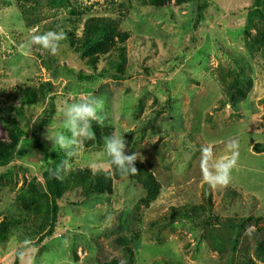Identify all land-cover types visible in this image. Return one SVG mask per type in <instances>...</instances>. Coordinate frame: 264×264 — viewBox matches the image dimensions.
Masks as SVG:
<instances>
[{"label":"rangeland","instance_id":"1","mask_svg":"<svg viewBox=\"0 0 264 264\" xmlns=\"http://www.w3.org/2000/svg\"><path fill=\"white\" fill-rule=\"evenodd\" d=\"M255 1L70 0L57 6L0 0V101L21 106L25 87L55 86L38 104L24 106L27 136L0 167V220L20 215L18 196L47 191L46 163L34 144L44 119L50 123L40 139L64 192L57 234L28 245L21 264H242L246 255L264 264V152L254 149L264 143V42H255L264 22L255 16L247 28ZM73 7L80 15L70 12ZM106 16L128 36L110 38L91 68L67 31L78 39L87 18ZM48 31L63 33L56 54L30 44ZM117 46L127 49L120 74ZM89 96L104 100L101 133L123 135L126 154L137 153L135 164L156 176L161 187L153 201H142L146 192L138 181L113 176L103 155L107 132L71 155L47 139L48 128L59 127L64 105ZM0 141H11L1 122ZM230 141L237 145L232 151ZM205 148L215 158L235 159L226 184L205 179ZM77 168L109 173L111 190L87 196L72 187ZM231 189L242 198L228 196ZM193 205L211 207L213 224L171 217L173 207ZM252 216L234 251L228 220ZM25 230L0 240V264H14L16 251L36 242H27Z\"/></svg>","mask_w":264,"mask_h":264},{"label":"trees","instance_id":"2","mask_svg":"<svg viewBox=\"0 0 264 264\" xmlns=\"http://www.w3.org/2000/svg\"><path fill=\"white\" fill-rule=\"evenodd\" d=\"M23 3L30 1L38 2V0H18ZM52 5H62L70 0H49ZM256 10H252L250 14V20L247 24V28L254 26L255 16L264 22V0H256L254 3ZM24 13L28 11L24 10ZM70 12L75 15L79 14V10L71 8ZM29 20V18L27 19ZM83 35L78 39L74 37V31H67L66 39L72 45H79L76 50L83 49V55L87 59V65L91 68H95L98 63L97 54L104 52L103 45L109 43V39L113 36H119L120 40L127 38V33L119 30L120 23L113 17H92L87 18L84 22ZM258 35L255 42L261 44L264 42V33L260 31L258 27ZM81 45V46H80ZM117 61L115 69L120 73H124L125 65L127 63V49L125 46H117ZM118 78V77H116ZM241 81L236 80L235 86H238ZM233 87V86H232ZM55 92V86L50 81L41 83L37 86H28L21 90V97L23 98L21 106L15 104H6L0 101V122L8 132L10 142L2 143L0 141V167L7 166L12 160L15 153L18 151L20 142L24 136H27V131L23 129L21 119L26 116L25 105L38 104L42 99ZM50 123V119L42 120L38 132H35L34 144L35 147L43 154L44 161L46 163V169L43 174V181L46 186V193L36 194L34 189L28 190L25 194L18 196L17 201L21 206L22 211L18 217L6 216L0 220V240H7L11 237L15 230L26 229L28 240L27 242L35 241L33 243H27L25 246L20 247L15 253L14 264H21L23 258L24 249L30 245L35 244L38 246L47 238L53 237L57 234L56 223L58 221L60 205L59 200L63 197V182L59 178L58 173L52 169L50 164V155L47 146L41 141L40 134L44 127ZM93 131L95 132V139L100 140L103 134L102 128H105L100 122L93 121ZM108 137V132L107 134ZM255 151L259 153L264 152V143L257 142L254 145ZM137 172L134 175H130L132 179L138 181L146 192V197L142 199L143 202L153 201L157 198L161 185L156 179V176L145 169V167L135 164ZM113 176L121 179L125 177L121 172L112 164ZM107 174V175H106ZM71 185L74 188H81L85 190L87 196L92 193H96L98 196L104 194L106 191L111 190L112 177L109 173L97 171L93 173L90 169L77 168L71 173ZM242 198V193L231 189V193L228 196ZM233 200V199H232ZM211 207L205 205H193L184 206L181 208H172L171 217L173 218H188L195 222H206L213 224L212 214L210 212ZM216 219L219 217L216 216ZM252 217H241L228 220V229H232L233 234V250L236 251L241 235L245 230L246 223L250 221ZM219 243V245H221ZM238 264V263H237ZM242 264H256L249 256H244Z\"/></svg>","mask_w":264,"mask_h":264},{"label":"clouds","instance_id":"3","mask_svg":"<svg viewBox=\"0 0 264 264\" xmlns=\"http://www.w3.org/2000/svg\"><path fill=\"white\" fill-rule=\"evenodd\" d=\"M63 39L62 32L48 31L42 35L31 37L30 44H37L44 49L56 54L60 42ZM104 108V100L99 97L89 96L87 99L70 102L64 105L61 113L59 127L46 133L48 140L53 142L54 149L58 146L61 150L74 154L84 141L95 139L92 128L93 121L99 122L100 113ZM237 147L235 141H230L227 148L232 151ZM126 142L123 135L113 134L104 140V152L111 164H113L122 175L130 176L137 172L135 161L139 158L137 153L126 154ZM204 161L207 162L208 171L205 179L211 184H226L229 172L235 164L234 158H215L211 149L202 150ZM236 153L233 151V157Z\"/></svg>","mask_w":264,"mask_h":264}]
</instances>
